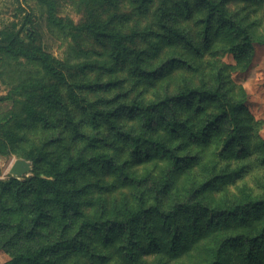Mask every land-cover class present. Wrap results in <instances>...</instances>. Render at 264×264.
<instances>
[{
    "label": "trees",
    "instance_id": "16d2710c",
    "mask_svg": "<svg viewBox=\"0 0 264 264\" xmlns=\"http://www.w3.org/2000/svg\"><path fill=\"white\" fill-rule=\"evenodd\" d=\"M37 1L45 9L46 20L56 25L57 1ZM195 2L203 8L198 32L193 37L177 29L174 36L182 48L193 51L195 56L202 47L210 49L216 43L222 46L217 51L227 48L237 54L251 50L255 42L264 44V39L252 35L248 24L228 12L225 0ZM169 16V10L161 7V20H165L162 26L170 22ZM25 31L29 40L21 38L18 30L3 27L0 56L36 61L48 78L64 81L69 103L87 110L93 123L102 120L111 141L109 148L89 157L69 152L58 168L53 166L54 171H50L53 179L32 176L21 181L9 176L0 180V205L7 196L12 199L7 215L0 210V247L11 253L2 264H69L67 260L72 254L92 250L87 237L118 240L120 253L131 262L146 250L178 255L189 245L201 243L204 255L195 264H264V180L261 193L239 192L229 200L213 197L212 188L225 177V170L217 169L215 160L200 162L198 153L181 141L186 138L198 143L216 135L219 158L240 159L255 151L264 165V138L248 135L247 124L240 116L246 108L245 94L238 98L228 96L221 65L215 68L209 84L193 85L183 79L174 88L164 85L148 99L128 97L126 91L119 90L91 101L80 91L103 88L111 92L120 88L123 80L114 77L87 83L68 79L64 74L66 65L34 43L33 27H25ZM85 31L92 39L107 44L104 55L111 65L128 62V70L145 82L164 74L170 65L196 69L180 53H169L160 62L151 61L152 55L149 49L141 47L138 34L124 32L110 22L89 21ZM23 87L24 84L0 96V100L14 99V93L20 95V100L26 98L29 102L30 114L38 109L58 108L65 120H73L74 135L86 139L88 133L77 130L78 121H74L72 111L53 83L45 85L36 98L22 91ZM207 102L215 103V109L195 121L190 115L186 117V112H203ZM6 115L0 116V154H6L8 145L2 138L10 135V116ZM34 116L38 119L47 114ZM47 155L38 150L18 157L30 159L32 172L37 175L38 165L49 162ZM141 158H147V162L156 160L152 164L157 169L141 175L130 171L129 162ZM95 166L112 172L118 183L135 193L129 202L112 211L102 205L97 207L93 216L85 205L79 209L83 201L81 192L86 191L88 183L76 188L66 187L64 182H70L73 173ZM240 168L234 169L235 175ZM191 169H195L194 174ZM49 205L53 207L51 211L46 209ZM55 222L58 227H53Z\"/></svg>",
    "mask_w": 264,
    "mask_h": 264
},
{
    "label": "rangeland",
    "instance_id": "374dc122",
    "mask_svg": "<svg viewBox=\"0 0 264 264\" xmlns=\"http://www.w3.org/2000/svg\"><path fill=\"white\" fill-rule=\"evenodd\" d=\"M57 20L56 25L46 20L45 9L37 0H0V31L9 26L20 32L21 38L27 39L25 27L32 26L34 30V43L54 59L64 63V74L68 79H78L82 82L93 83L118 77L123 81L120 88H113L111 92L91 88L81 90L80 93L88 100L103 99L116 91H126L128 97L150 98L164 85L174 88L183 79H188L193 85L210 83L211 77L218 65H221L225 77V86L228 96L240 97L245 94V110L240 113L241 120L247 124V133L252 138H264V44L255 42L251 50L242 54L227 48L217 49V43L210 49L202 47L200 54L195 56L193 51L182 48L174 39L177 29L188 32L193 37L198 32L203 14V8L197 7L195 0H56ZM145 5L143 9L141 5ZM166 7L169 12L170 22L161 20V7ZM224 6L237 19L248 24L252 35L264 39V0H225ZM110 22L113 26L127 33H136L138 40L145 50L149 49L151 61L160 62L169 53H180L188 57L196 69H182L170 65L164 74L145 82L134 76L128 69V62L113 63L106 59L107 44L98 39H92L85 31L89 21ZM29 25V26H28ZM222 47V46H221ZM235 52V53H234ZM153 53V54H152ZM104 55V56H103ZM161 77V78H160ZM53 83L60 93L63 101L72 111L74 121H78L77 130L88 133L86 139L75 136L73 120H65L64 115L58 114V108L42 111L38 109L33 114L27 110L29 102L17 94L16 98L0 100V116H10L7 128L10 135L5 139L8 142L6 154H0V180L10 176L8 169L15 158L27 152L37 153L38 150L46 151L49 162H42L34 168L25 178L37 176L53 179L50 171L58 168L59 163L69 153L78 152L89 157L93 153L107 149L111 141L106 124L99 120L97 124L90 120L87 110L69 103L66 96L64 81L52 80L46 76L39 63L23 57L13 58L0 56V96L8 95L16 87L24 84L22 91L28 92L35 98L41 95L45 85ZM80 83V82H77ZM79 90L78 88H76ZM216 104L207 102L203 112H186V117L192 121L203 114L214 110ZM46 113L47 117L36 119L34 114ZM78 137V138H77ZM83 139V140H82ZM194 153H198L200 162L215 160L217 169L225 170L226 175L211 194L216 198L232 199L239 192L251 191L254 194L262 192L264 180V165L257 159L255 151L243 158L217 156V136L192 142L183 138ZM109 148V147H108ZM122 155L125 156L124 152ZM147 158L133 159L129 162V169L136 174H144L152 169H157ZM161 164V162H158ZM241 167V168H240ZM238 175L234 169H239ZM195 173V169H191ZM70 182H64L66 187L75 185L77 188L88 183L89 187L83 195L79 205L87 207V212L96 215V208L101 205L109 211L129 202L134 189L122 186L114 179V174L103 167L87 168L71 175ZM177 186V183H176ZM12 199L5 198L0 210L6 215ZM93 204V205H92ZM52 206L46 207L51 211ZM112 211V210H111ZM49 215H52L49 213ZM51 220V219H48ZM58 227V222L52 224ZM28 228V226L26 225ZM92 246V250L84 253H74L67 260L69 264H195L203 257L201 243L189 245L178 255H169L164 252L143 251L136 261H128L118 249L116 239H85ZM11 257L9 250L0 247V264Z\"/></svg>",
    "mask_w": 264,
    "mask_h": 264
},
{
    "label": "water",
    "instance_id": "95a60500",
    "mask_svg": "<svg viewBox=\"0 0 264 264\" xmlns=\"http://www.w3.org/2000/svg\"><path fill=\"white\" fill-rule=\"evenodd\" d=\"M32 161L23 157H17L11 163L8 173L10 176L20 179L31 173Z\"/></svg>",
    "mask_w": 264,
    "mask_h": 264
}]
</instances>
